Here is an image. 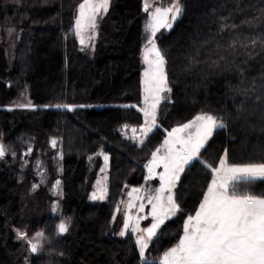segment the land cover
Returning a JSON list of instances; mask_svg holds the SVG:
<instances>
[{"label": "trees", "instance_id": "16d2710c", "mask_svg": "<svg viewBox=\"0 0 264 264\" xmlns=\"http://www.w3.org/2000/svg\"><path fill=\"white\" fill-rule=\"evenodd\" d=\"M82 2L0 0V28L19 31L12 61L0 55V145L19 154L33 142L35 158L51 149L50 140L57 142L62 171L54 179L63 182L62 208L70 224L57 236V216L34 221L45 231L52 264H161L203 201L213 177L205 164L218 167L225 152L230 165L264 162V0H180L173 27L156 34L171 92L160 104L159 125L141 145L120 129L144 120L136 107L142 100L143 0L111 1L98 21L92 57L80 50L74 30ZM23 91L30 108H3ZM202 113L226 127L201 149L204 163L194 160L181 174L175 197L180 211L151 240V262H142L133 235H117L124 216L116 210L129 187L143 186L167 132ZM101 153L110 156L107 197L91 201ZM8 160L0 168V264H18L13 229L23 223L19 192L34 170ZM243 188L264 195V180Z\"/></svg>", "mask_w": 264, "mask_h": 264}, {"label": "snow or ice", "instance_id": "6c2138e0", "mask_svg": "<svg viewBox=\"0 0 264 264\" xmlns=\"http://www.w3.org/2000/svg\"><path fill=\"white\" fill-rule=\"evenodd\" d=\"M109 3L110 0H83L80 3L75 21V34L81 37V44L85 43L82 33L87 29H96L97 16L101 15L102 9L106 13ZM148 9L149 5L145 2L144 11L147 12ZM181 11L179 0H175L166 8L156 7L150 13L151 20L146 25L145 30L149 33L147 43L151 47L146 49L145 54V63L148 64V69L143 74L145 106L140 109L144 115V127L141 132L145 136L156 126L159 104L162 100L169 99L161 94L171 92L167 86L166 60L155 43V36L161 28L170 30ZM64 107L72 110V106L64 105ZM124 107H135V105ZM225 127L223 120L202 113L168 133L169 138L163 145L165 148L163 156L158 155L160 149L152 154V161L148 165L149 178L151 179L155 174L156 167L163 166V173L160 174L159 195L152 198L156 200L152 206L155 222L151 227L141 229L137 220L133 228L134 232L143 233L135 241L139 245L141 257L144 256L157 229L166 219H170L180 211L171 192L180 174L185 170V166L194 160L197 163H204L200 158L201 149L204 148L214 130ZM132 131L135 133L136 129L133 128ZM185 133L186 135H181ZM56 143L55 139L51 141L53 147ZM177 145L179 148L176 147ZM4 155L5 148L0 145V158ZM104 160L106 162L108 160L106 155ZM218 163L219 167L205 164L213 174L207 194L199 205V211L194 216L187 217L183 225V238L176 247L165 252L161 264H264V195H256L243 188L244 185L254 183L258 179L264 180V162L230 165L225 152L224 158ZM55 183L58 186L60 181L57 180ZM165 191L170 193L166 203L163 196ZM104 195L103 190L99 196L93 193V199H103ZM149 202L151 203V200ZM141 211H143V205H141ZM127 228L128 223L125 222L124 229L127 230ZM59 231L66 232V224L60 223ZM119 234L123 236L125 231ZM19 235L25 238L24 233ZM37 235L42 237L43 233ZM31 248L35 252L37 245L32 243Z\"/></svg>", "mask_w": 264, "mask_h": 264}, {"label": "rangeland", "instance_id": "374dc122", "mask_svg": "<svg viewBox=\"0 0 264 264\" xmlns=\"http://www.w3.org/2000/svg\"><path fill=\"white\" fill-rule=\"evenodd\" d=\"M111 1L112 0H110L108 9L110 8ZM145 2L149 5V9L147 12H144L143 23H142V25H143L142 53H141V60H142V65H143L142 71H141L142 100H141V104L136 106L139 110L144 108V106H145L144 105V75L143 74L148 69V64L145 63V54H146V49L151 47V45H148V43H147L149 33L146 32V30H145L146 25L151 20L150 13L152 11H154L156 7H161V8L169 7L172 3L175 2V0H171L170 4H168V5H162L161 0H143V5H145ZM179 3H180V0H179ZM108 9H107V11H108ZM104 14H105V12L102 9L101 15H98L97 19H96L97 25H98L99 19ZM77 17H78V10H77V14H76V19H77ZM170 18L171 17H169V19ZM178 18H179V16L176 18V20ZM76 19H75V21H76ZM176 20L172 23V27H173L174 23L176 22ZM74 30L76 31L75 25H74ZM161 30L169 31V29H164V28H161L160 31ZM82 35H83L84 40H85L84 44H81V42H80L81 37L79 35H76L80 50L85 55L92 57L94 55V52H95V44H96V39H97V27L95 30L87 29L86 31H84L82 33ZM18 38H19V31L17 28H13V27H2V28H0V55H2V57H4L6 59V61H8V62L12 61V55H13L14 49L16 47V44L18 42ZM155 43H156V36H155ZM156 45H157V43H156ZM157 47H158V45H157ZM149 58H151V57H149ZM167 86H168V83H167ZM161 95L169 97V92H164ZM167 100L168 99H164V100H162V102L167 101ZM1 102H2V100L0 98V108H1ZM30 104H31V100L28 96V93L26 91H23L9 105L3 106V108L7 109V110L30 108V106H31ZM160 104L158 106L157 114H156V126H154L152 128V130L147 133L146 136L141 132V129L144 127V120H143V124L141 126H137V127L136 126H129V125H127V127H125V125L122 126L120 130H121L122 134L124 135V137L131 140L132 142L136 143L137 145L143 144L145 142L146 138L159 125L158 124V117H159V113H160ZM141 113L143 114L142 111H141ZM143 119H144V115H143ZM192 120H190V121H192ZM218 120H220V119H218ZM190 121H188V122H190ZM188 122H186V123H188ZM186 123H184V124H186ZM182 125L176 126L174 128L180 127ZM133 128L136 129L135 133H133V131H132ZM174 128H172V129H174ZM172 129L167 132V135H166L164 141L169 138L168 133L171 132ZM181 135H186V133L181 134ZM209 139H208V141H209ZM141 140H143V143H141ZM51 141L52 140L49 141V146L51 147V149L50 150L44 149L42 151H39L35 158H33V153L35 151L33 142L29 145V147H27L26 149H23L19 154L15 153V152H11L9 150V148L3 144V146L5 148V155L2 158H0V168L3 165L6 167L9 166L10 161L8 159L10 157V158H12V164L15 165L17 163V166L19 169L25 170V169L29 168V165H32V169L34 170V177L30 178L31 179L30 181L24 182V185L22 186V188L19 192L20 200L22 202L21 217L23 219V223L21 226L13 229L14 234H15V239L20 243L18 264H33V261H35V260H40L42 262V264H52V260L54 258V255H53V253L49 247L48 240L45 236L46 234H45L44 229L40 228V226L37 223L34 224L36 221H39L42 217H45L48 215L57 216L59 218L58 223H57V228H56L57 229V236L60 234L59 233L60 232L59 231V224L60 223L66 224L67 228H68V225L70 224L69 219L64 214L63 208H62L63 182H62L61 178L54 179V177H55L54 175L55 174L59 175L62 171V167L60 165L61 154H60V151L56 150V146L55 147L52 146ZM164 141L160 145V147L158 148V149H160V152L158 154L160 156H163L165 153V148L163 146ZM0 142H1V140H0ZM207 142H206V144H207ZM176 147L179 148V145H177ZM106 156L108 157V160L106 162L103 159L102 167H101L100 172H99V174H98V176H97V178L93 184L94 185L93 190L90 192L89 199L91 201H104L107 197V181H108L110 156H108V155H106ZM102 157L104 158V155ZM223 158H224V156L221 159H223ZM151 161H152V159H151ZM151 161H150V163H151ZM186 166H188V165H186ZM186 166H185V168H186ZM218 167H219V165H218ZM161 173H163V166L156 167L155 168V174L150 179L149 178V168H148L146 179H145L143 186L142 187H129L125 191V194L121 200V203L119 204V206L116 210V213L118 216H120V215L124 216L123 226L118 231V233H117L118 236L123 237L128 232H130L133 235L134 240L136 241V238L138 236L143 235L142 232H134L133 231V228L135 227L137 220H139V227L141 229L149 228V227H151L152 223L155 222L154 218L152 216V206L154 203H156V200L152 199V198L159 195L158 189H160V187H161V181H160V174ZM181 174H180V176H181ZM56 177H58V176H56ZM179 179H180V177H179ZM57 180L60 181V184L58 186L55 183ZM155 180L158 181V184H155V182H154ZM178 181L176 182L175 187L172 189V192H171V195L173 196L174 200L176 197V187H177ZM210 184H211V182H210ZM102 190L105 192L104 198L103 199H99V198L93 199V193H96L97 196H99ZM169 194L170 193L168 191H165L163 193V196L165 197V201H164L165 203H166V198L169 196ZM206 194H207V191H206ZM150 200H151V203L149 202ZM141 205H143V211H141ZM54 208H55V210H54ZM197 211H199V208ZM177 213L175 215L171 216L170 219L174 218L177 215ZM129 217L131 219H129ZM170 219H166L165 222L167 220H170ZM186 220H185V222H186ZM125 222L128 223L127 230L124 229V223ZM185 222H184V224H185ZM162 225L157 229L156 234L160 230ZM121 231H125V235L121 236L119 234ZM20 233H24L25 238H21V236L19 235ZM38 233H43V236L42 237L38 236L37 235ZM183 234L181 236V239L183 238ZM29 241H31V243ZM150 242H149V245H150ZM179 242L176 243L175 245H173L172 247H170L169 249L176 247L177 244H179ZM32 243L37 245V250L35 252L32 251V248H31ZM136 246H137V250H138L141 261L142 262H151V258L148 255V248L145 250L144 256L141 257L139 245L136 244Z\"/></svg>", "mask_w": 264, "mask_h": 264}, {"label": "water", "instance_id": "95a60500", "mask_svg": "<svg viewBox=\"0 0 264 264\" xmlns=\"http://www.w3.org/2000/svg\"><path fill=\"white\" fill-rule=\"evenodd\" d=\"M101 155L103 156V154L101 153Z\"/></svg>", "mask_w": 264, "mask_h": 264}]
</instances>
